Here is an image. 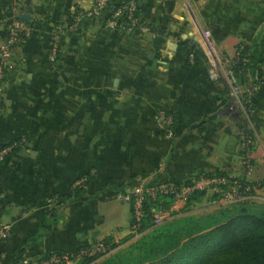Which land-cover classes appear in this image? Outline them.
Returning <instances> with one entry per match:
<instances>
[{"label": "crops", "instance_id": "0c3cea01", "mask_svg": "<svg viewBox=\"0 0 264 264\" xmlns=\"http://www.w3.org/2000/svg\"><path fill=\"white\" fill-rule=\"evenodd\" d=\"M94 1L0 0V41L12 21L28 26L0 113V146L21 141L0 162V215L11 225L0 250L8 255L38 257L125 237L132 213L116 191L136 180L183 184L220 171L264 195V0H121L134 1L149 31L126 16L110 27V7L66 31L60 62L49 63L57 23ZM256 38V77L236 74L242 91L261 81L249 110L232 93L222 58L234 64L239 45ZM161 110L177 120L171 133L155 123ZM246 132L255 137L250 176L241 161ZM91 170L87 192L57 207L52 223L54 197Z\"/></svg>", "mask_w": 264, "mask_h": 264}, {"label": "built area", "instance_id": "2783aa9c", "mask_svg": "<svg viewBox=\"0 0 264 264\" xmlns=\"http://www.w3.org/2000/svg\"><path fill=\"white\" fill-rule=\"evenodd\" d=\"M121 2V0H95L92 8L88 10H76L71 21L65 19L60 20L52 35L53 50L48 57V62L53 65L60 62L62 56V41L66 31L77 28L85 18L95 17L108 9L110 10L112 5L118 6L112 12L109 22L110 27L114 25L116 18L126 16L132 26L138 27L144 32L149 31L150 28L148 26L141 25L139 22V18L136 15L137 6L134 1L125 4H121ZM6 32L5 37L0 41V97L4 96L5 85L16 49L28 35L27 22L20 19L14 20L7 25ZM205 33L210 37L208 31ZM209 45L213 51L216 50L214 41L209 40ZM222 59V62L227 66L226 74L232 93L246 108L252 110L250 97L257 84L252 83L246 91H242L237 84V72L233 69L231 60L228 58ZM211 73L214 78L218 77L214 68L211 70ZM176 122L175 116L167 111L161 110L155 116L157 127L168 133H171ZM20 145L21 141L17 140L1 149L0 162L5 161L8 154ZM240 147L242 165L245 168L246 176H250L253 168V151L255 149V137L251 132L243 133ZM88 175L93 176L94 171L91 170ZM87 177L85 176L79 180L75 186L82 185L87 181ZM196 190L204 191L206 195L211 194L214 197L213 202L216 203V206L247 204L253 198L264 201V195H255L252 186L246 179L231 178L230 176H222L219 174L201 176L192 181V184L164 183L150 185L144 181L136 180L135 182L119 187V190L116 191V198L120 202L127 203L130 206L133 223L130 225L129 233L136 240L143 234L140 231L141 221L145 215V208L148 205L150 206V211L155 222L162 223L174 217V211L178 205L183 204L184 206L188 198ZM164 197L172 200L169 208L163 207ZM10 229L11 225L4 222L0 215V244L9 236ZM105 251V246L99 243L74 250H56L38 257H34L25 252L8 255L5 251L0 250V264H76L85 255L92 256Z\"/></svg>", "mask_w": 264, "mask_h": 264}, {"label": "trees", "instance_id": "16d2710c", "mask_svg": "<svg viewBox=\"0 0 264 264\" xmlns=\"http://www.w3.org/2000/svg\"><path fill=\"white\" fill-rule=\"evenodd\" d=\"M125 3L127 2H121ZM117 6L112 5L111 9L114 10ZM1 34L4 38L6 29ZM238 48L237 60L232 64L233 69L251 78L256 77L260 69L258 38L252 44H240ZM259 82L261 81L257 80L256 83ZM4 105L3 96L0 97V113ZM14 141L17 140L1 145L0 150ZM19 147H15L13 151ZM215 174L228 176L215 171L198 174L185 183L192 184V181L201 176ZM87 176V181L82 185H74L69 192L54 197L53 207L49 212L51 219L55 218L57 207L87 192L86 185L91 179L90 175ZM205 197L204 191L196 190L186 201L185 209L189 211L193 204ZM163 199V207L169 208L172 200L165 197ZM148 207L145 208L141 221L140 231L143 234L134 241L129 250H118L99 259L106 251L118 247L117 244H111V238H104L98 243L105 246V252L85 255L76 264H264V205H221L211 212L197 216L187 212L181 218L162 223L155 222L150 206ZM55 221L56 218L52 219V223ZM132 223L133 218L130 225ZM130 238L131 234L125 240ZM23 252L22 250L21 253Z\"/></svg>", "mask_w": 264, "mask_h": 264}, {"label": "rangeland", "instance_id": "374dc122", "mask_svg": "<svg viewBox=\"0 0 264 264\" xmlns=\"http://www.w3.org/2000/svg\"><path fill=\"white\" fill-rule=\"evenodd\" d=\"M214 197H212L211 194H207L206 197L201 200L198 203H195L192 205V207L189 209V211H187L184 206H178L177 209H175L174 211V217L168 219L167 221H171L175 218H181L182 216H184L187 212L192 213L193 215L197 216V215H201L203 213L206 212H211L213 211L215 208H217L216 203L213 202ZM120 202V201H119ZM124 208L127 210V206H129L127 203H122ZM254 206H258V205H254ZM180 212V213H179ZM179 213V214H178ZM178 214V215H177ZM129 226L126 227L125 229H123L124 232H126V230H129ZM130 235V233H128V235H126L123 238H111L110 242L111 244H117L118 247L110 250V251H106L103 255L100 256L99 259H103L113 253H115L118 250H129L130 246L134 243V239L133 237L130 239L125 240V238H127Z\"/></svg>", "mask_w": 264, "mask_h": 264}]
</instances>
